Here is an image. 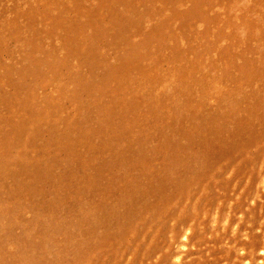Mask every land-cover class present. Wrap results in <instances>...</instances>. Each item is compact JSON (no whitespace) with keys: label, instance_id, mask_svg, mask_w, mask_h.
Here are the masks:
<instances>
[{"label":"rangeland","instance_id":"obj_1","mask_svg":"<svg viewBox=\"0 0 264 264\" xmlns=\"http://www.w3.org/2000/svg\"><path fill=\"white\" fill-rule=\"evenodd\" d=\"M0 264H264V0H0Z\"/></svg>","mask_w":264,"mask_h":264}]
</instances>
